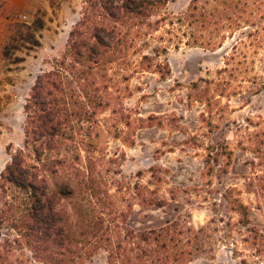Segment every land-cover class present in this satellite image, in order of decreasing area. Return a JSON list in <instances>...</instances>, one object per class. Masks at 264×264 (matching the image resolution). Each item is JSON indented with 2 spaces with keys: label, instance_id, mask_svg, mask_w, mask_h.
I'll return each instance as SVG.
<instances>
[{
  "label": "rangeland",
  "instance_id": "374dc122",
  "mask_svg": "<svg viewBox=\"0 0 264 264\" xmlns=\"http://www.w3.org/2000/svg\"><path fill=\"white\" fill-rule=\"evenodd\" d=\"M241 1L230 20L219 6L209 32L182 40L168 24L194 0L169 2L151 20L163 23L140 45L128 81L108 71L98 130L89 136L91 123L84 132L76 126L83 153L68 167L92 183L76 209L59 201L73 224L87 221V206L90 218L112 225L113 239L134 248L143 233L169 229L186 244L169 264H264V0ZM84 3L27 0L0 11V264H43L6 218L2 174L12 156L29 153L24 107L36 78L63 57ZM192 35L196 46L186 44ZM146 55L150 66L141 64ZM230 199L248 207V221ZM84 231L76 239L87 241ZM100 237L79 264H109L108 235Z\"/></svg>",
  "mask_w": 264,
  "mask_h": 264
},
{
  "label": "trees",
  "instance_id": "16d2710c",
  "mask_svg": "<svg viewBox=\"0 0 264 264\" xmlns=\"http://www.w3.org/2000/svg\"><path fill=\"white\" fill-rule=\"evenodd\" d=\"M171 1L85 0L82 17L70 34L63 57L53 70L36 81L25 105L24 150L29 153L20 151L12 156L2 181L6 218L15 222L21 236L43 264L82 263L87 251L103 242L100 235H108L109 264H169L178 263L184 256L180 250L186 244L172 237L169 229L143 233L139 237L141 244L134 248L132 241L113 239L112 225L104 226L103 219L90 218L92 211L86 210L87 206L81 205L87 221L76 224L58 210L60 200H73L76 209L86 195L85 184L92 183L90 177L80 180L73 175L71 165L68 167L72 157L74 162L81 160L83 153V143L76 141V126L82 124L84 132V123H91L89 136L95 129L93 126L98 130L97 118L107 104L106 74L110 70L115 72L109 77L112 81L120 77L128 81L126 74L135 66L131 60L139 54L140 45L148 44L154 38V26L163 23L151 20ZM6 3L7 0H0L1 12ZM242 4L241 0H194L186 14L171 19L168 33H173L177 27L178 39L186 38L191 30L196 32L195 36L207 33L219 6V13L230 20L233 11ZM191 38L193 42L186 44L198 45V38L194 35ZM152 60L143 56L141 64L150 66ZM94 143L92 140L89 147L95 148ZM87 172L89 174L90 169L87 168ZM76 189L79 194L75 193ZM229 202L243 219L249 220L246 205L234 199ZM79 227L84 228L82 236L87 241L76 239Z\"/></svg>",
  "mask_w": 264,
  "mask_h": 264
},
{
  "label": "crops",
  "instance_id": "0c3cea01",
  "mask_svg": "<svg viewBox=\"0 0 264 264\" xmlns=\"http://www.w3.org/2000/svg\"><path fill=\"white\" fill-rule=\"evenodd\" d=\"M27 3V0H7V3H6V7L7 8H10L11 10L13 9V8H22L25 4ZM81 16H82V13H81ZM28 18V17H27ZM80 21V20H79ZM78 21V22H79ZM78 22L75 24V26H74V28L76 27V25L78 24ZM74 28L71 30V32L74 30ZM71 32L69 33V36H68V40H69V37H70V34H71ZM67 44H68V41H67ZM67 46V45H66ZM65 50H66V48H65ZM65 50H64V52H63V54L65 53ZM62 54V55H63ZM59 59H57L56 61H55V63L58 61ZM55 63H54V65H55ZM52 70H53V68H52ZM51 71V70H50ZM50 71H47V72H50ZM47 72H44V73H47ZM44 73H42V74H44ZM41 74V75H42ZM41 75H39V76H41ZM38 76V77H39ZM38 77L36 78V81H37V79H38ZM36 81H35V83H34V86H35V84H36ZM34 86L32 87V90H33V88H34ZM32 90H31V92H32ZM24 111H25V107H24ZM25 133V132H24Z\"/></svg>",
  "mask_w": 264,
  "mask_h": 264
}]
</instances>
